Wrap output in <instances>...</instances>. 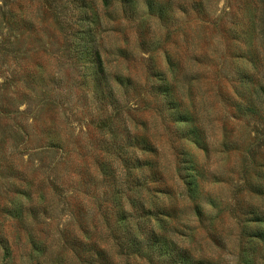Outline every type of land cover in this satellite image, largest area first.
<instances>
[{
    "label": "rangeland",
    "instance_id": "1",
    "mask_svg": "<svg viewBox=\"0 0 264 264\" xmlns=\"http://www.w3.org/2000/svg\"><path fill=\"white\" fill-rule=\"evenodd\" d=\"M0 264H264V0H0Z\"/></svg>",
    "mask_w": 264,
    "mask_h": 264
},
{
    "label": "trees",
    "instance_id": "2",
    "mask_svg": "<svg viewBox=\"0 0 264 264\" xmlns=\"http://www.w3.org/2000/svg\"><path fill=\"white\" fill-rule=\"evenodd\" d=\"M142 209H144V205H142V207H141Z\"/></svg>",
    "mask_w": 264,
    "mask_h": 264
}]
</instances>
